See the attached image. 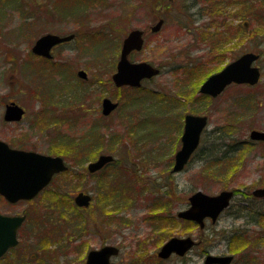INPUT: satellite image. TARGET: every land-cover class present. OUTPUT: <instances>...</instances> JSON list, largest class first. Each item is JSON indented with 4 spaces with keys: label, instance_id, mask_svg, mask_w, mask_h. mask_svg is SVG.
Instances as JSON below:
<instances>
[{
    "label": "rangeland",
    "instance_id": "rangeland-1",
    "mask_svg": "<svg viewBox=\"0 0 264 264\" xmlns=\"http://www.w3.org/2000/svg\"><path fill=\"white\" fill-rule=\"evenodd\" d=\"M243 1L227 6L224 0H199V6L196 0H0V140L63 157L69 166L31 201L0 200L1 213L28 215L19 244L0 264H84L89 250L109 244L121 249L111 264L160 263L155 252L167 235H189L214 245L215 252H226L231 240V264H264V200L251 195L264 187V143H246L251 130L264 131V0ZM159 18L166 21L153 32ZM133 29L148 35L130 59L160 69L138 93L112 82L122 40ZM46 33L75 38L54 51V60H40L32 48ZM245 48L260 56V83L204 99L201 82ZM80 70L86 79L77 76ZM104 97L119 103L110 118L101 113ZM9 102L26 112L16 123L3 121ZM151 106L159 108L156 113H149ZM61 112L78 119L70 123ZM186 113L210 115L207 143L213 129L228 137V147L217 155L222 163L209 172L194 156L182 173L170 174ZM105 154L115 163L90 174L88 163ZM226 189L238 193L215 225L202 232L178 219L195 191L215 196ZM79 191L93 196L90 208L74 205ZM157 218L171 222L156 224ZM141 247L149 251L129 253ZM202 249L182 263L174 258L162 264H202Z\"/></svg>",
    "mask_w": 264,
    "mask_h": 264
},
{
    "label": "water",
    "instance_id": "water-1",
    "mask_svg": "<svg viewBox=\"0 0 264 264\" xmlns=\"http://www.w3.org/2000/svg\"><path fill=\"white\" fill-rule=\"evenodd\" d=\"M162 24L163 20L158 21L151 30L153 32L159 30ZM73 36L61 37L46 33V35L35 41L32 52L35 55L50 58V49L54 45L70 40ZM122 43L116 71L112 74V82L116 87H140L142 80L151 79L159 73V69L150 63L129 61V54L133 51H140L143 47L141 31L133 29L123 39ZM257 58L258 55L253 52L242 54L241 57L225 65L220 72L211 74L200 86L199 93L216 97L221 94L225 86L232 82L256 84L261 73L260 69L254 65L255 61L258 60ZM78 77L87 78L84 71H80ZM116 106L117 103L112 102L110 99H103L102 115H108ZM24 114L23 108L18 103L9 102L5 106L3 119L5 122H17L22 119ZM206 124L207 117L204 115H186L184 129L180 136L181 147L174 156L175 164L171 171L180 172L189 161L190 156L200 143V136ZM249 135L252 140L264 141V132L253 130ZM112 161L113 157L111 155H100L96 160L88 163L87 170L89 173H95ZM67 168V165L59 156H49L32 150L11 148L0 140V195L11 203L20 200L30 201L51 182L54 174L62 173ZM252 194L255 197L264 199V188H258ZM231 196L232 192L227 190L215 196L197 191L188 198V208L177 212V217L199 223L201 226L205 216L211 218L214 222L220 211L230 203ZM91 200L92 196L89 193L79 192L74 196V204L78 207L86 208ZM24 219L25 215L5 216L0 213V258L8 249L18 244L16 231L24 222ZM193 244L191 237L179 238L174 236V238L163 243L158 256L167 258L174 252L183 255L186 250L193 247ZM117 253L118 249L112 245L103 246L98 250H91L85 259V264H109V257L117 255ZM231 259L230 256L218 258L209 256L206 264H229Z\"/></svg>",
    "mask_w": 264,
    "mask_h": 264
},
{
    "label": "flooded vegetation",
    "instance_id": "flooded-vegetation-1",
    "mask_svg": "<svg viewBox=\"0 0 264 264\" xmlns=\"http://www.w3.org/2000/svg\"><path fill=\"white\" fill-rule=\"evenodd\" d=\"M244 1L243 0H224V3H226V5L228 6V5H232V4H234V5H242V3H243ZM196 3H197V5H199L200 3H199V0L197 1L196 0ZM199 6H201V5H199ZM203 7V6H202ZM204 8V7H203ZM200 12V11H199ZM202 16H203V14H202ZM238 17V16H237ZM159 21L160 20H163V24H162V26L164 25V22L166 21V19H164V18H159L158 19ZM245 26H246V24H244ZM161 26V27H162ZM139 31H141L142 32V41H143V46H144V44H145V42H144V40L146 39V36L148 35L147 34V32L146 31H144V30H139ZM153 33V32H152ZM56 35V34H55ZM57 35H59V34H57ZM74 35V37L72 38V39H74L75 38V34H73ZM60 36H62V37H67V36H63V35H60ZM248 41H250V39H247ZM246 40V41H247ZM68 42H70V40H68L67 42H61V43H58L57 45H55L51 50H50V57H52V58H48V59H46V60H54L55 59V57H54V51H56V49L57 48H60L61 47V45H66V44H68ZM253 51H251L250 50V48H245L244 50H242V53H241V55L242 54H246V53H252ZM134 53H136V51H133V52H131L130 54H129V56H128V58H129V60L130 61H132L130 58H131V56L134 54ZM255 53H257V52H255ZM258 54V53H257ZM241 55H239L238 57H235L234 59H232L231 61H233V60H236L237 58H239V57H241ZM36 58H39L40 60H42V59H45L44 57H40V56H35ZM259 58H260V56L258 55V60H259ZM257 60V61H258ZM134 61V60H133ZM132 61V62H133ZM257 61H255V63L257 62ZM229 63H231V62H229ZM229 63H226L225 65H227V64H229ZM254 63V65H256ZM58 65H61V64H58ZM57 65V66H58ZM225 65H223L217 72H215V73H218V72H220V70L225 66ZM56 65H53L52 67H55ZM257 66V65H256ZM258 67V66H257ZM258 69H260L259 67H258ZM160 70V69H159ZM38 71H40L39 69L37 70V72ZM80 71H83V70H80ZM260 72H262V70L260 69ZM44 72H41L40 71V75H42ZM212 74H214V73H212ZM261 74V73H260ZM69 75H70V73H69ZM158 75H159V73H158ZM158 75H156V76H158ZM211 75V74H210ZM77 76H78V73H77ZM156 76L155 77H153V78H156ZM209 77V76H208ZM207 77V78H208ZM153 78H151V79H153ZM207 78H205L202 82H201V85L203 84V82L207 79ZM151 79H149V80H151ZM148 79H145L143 82H142V86H140V87H130V86H124V87H128V88H131V90H133V91H137V93L139 92V91H143V89H142V87L144 86L143 85V83H145V81H149ZM260 79H259V81L256 83V84H254V85H257V84H259L260 83ZM200 85V86H201ZM243 85H246V86H248V87H254V85H250V84H247V83H243V84H237V83H235V82H232L231 84H229V85H227V86H225V88L221 91V94L220 95H218V96H216V97H213V96H208V95H205V94H201V93H199V90H198V93L200 94V95H202V96H204V99H209V100H214V99H218L219 97H221L223 94H224V92L225 91H227L228 89H230V88H232V87H238V86H243ZM200 86H199V89H200ZM124 87H121V88H124ZM199 95V96H200ZM57 97V96H56ZM105 98H108V97H105ZM105 98H103V99H105ZM108 99H110V98H108ZM111 100V99H110ZM112 101V100H111ZM169 101H171V99L169 100ZM112 102H115V103H117V106L115 107V109L114 110H116L117 109V107H118V105H119V103H118V101H112ZM102 104H103V100L101 101V108H102ZM170 105H172V103H169ZM174 105H176V104H174ZM5 106H6V104H5ZM114 110L112 111V112H110L108 115H107V117L108 118H110L111 117V115H112V113L114 112ZM5 111V110H4ZM101 113H102V109H101ZM190 114H192V115H198V114H193V113H190ZM189 113H186V114H184L183 115V120H182V127L184 126V120H185V117H186V115H190ZM56 115H59V114H56ZM61 115H63V116H65V118H70V123H72V122H75V121H77L76 119H78L76 116H70V113L69 112H61ZM201 115H204V116H206L207 117V124H206V127L203 129V132H202V135L200 136L201 137V139H200V143H199V145L197 146V149L192 153V155L190 156V158H189V161L185 164V166L181 169V171L180 172H173V171H171L172 170V168H173V166H174V164H175V161H174V164L173 165H171V169L169 170L170 171V174H180V173H182V171H184V169L186 168V166L190 163V162H192V158H193V155L195 154V153H197L200 149H201V147H203L204 145H202V143L203 144H205V147L206 148H208V149H212L213 147L215 148V149H218V150H220V151H224L225 150V148H227L228 147V137L226 136V138L224 139L220 134L218 135V133L213 129L212 130V132L211 133H207V135H208V137L210 138V142L211 143H207V141L208 140H203V137H205V135H206V132H207V130H208V123H209V116L210 115H208V114H201ZM201 115H198V116H201ZM24 117H25V115H23ZM105 116V115H104ZM23 117V118H24ZM144 117H146V116H144ZM143 117V119H145ZM22 118V119H23ZM64 118V117H63ZM75 118V119H74ZM143 119L141 120V123L143 124ZM3 121H4V119H3ZM5 122V121H4ZM6 122H13V123H16V121L14 122V121H6ZM5 122V123H6ZM68 123V122H67ZM176 127V126H175ZM143 128V127H142ZM183 129H184V127H183ZM251 131H253V130H251ZM250 131V132H251ZM256 131V130H255ZM259 131V130H258ZM250 132H249V134H250ZM261 132H264V131H261ZM248 134V135H249ZM212 136H214V137H212ZM212 138H213V140H212ZM206 139V138H205ZM180 142H181V139H180ZM256 142H259V143H264V141H262V140H252L251 138H250V135H249V141L247 142L246 141V143H250V144H255ZM6 143V142H5ZM6 144H8V143H6ZM11 148H14L13 146H11L10 144H8ZM202 145V146H201ZM180 147H181V144H180ZM180 147L178 148V150L173 154V158H174V156H175V154L180 150ZM50 156V155H49ZM57 156V155H56ZM60 157V156H59ZM62 159H63V161H64V164L65 165H67V163H66V161L64 160V158L63 157H61ZM115 162L113 161V162H111V163H109V164H107V165H105V167L107 166H109V165H113ZM67 171L69 170V166L67 165ZM105 167H103L102 169H100L99 171H101V170H103V169H105ZM99 171H96V172H99ZM66 172V171H65ZM57 174H59V173H57ZM57 174H54V177H55V175H57ZM91 174V173H90ZM93 174H95V173H93ZM54 177H53V179H54ZM52 179V180H53ZM52 182V181H51ZM258 188H264V187H258ZM257 188V189H258ZM227 191H231L232 192V196H231V199L234 197V196H236L237 195V193H238V190L236 191V190H231V189H226ZM226 190H223V191H226ZM254 190H256V189H254ZM253 190V191H254ZM223 191H221V192H223ZM252 191V192H253ZM79 192H84V191H79ZM79 192H77V193H79ZM86 192V191H85ZM84 192V193H85ZM221 192H219V193H221ZM58 193H59V191H58ZM77 193H75L72 197V199H73V202H74V196L77 194ZM89 193V192H88ZM60 194V193H59ZM207 194V193H206ZM240 194H242V193H240ZM253 197H255L253 194H251ZM211 196V195H210ZM71 197V196H70ZM243 197H244V195H243ZM245 198V197H244ZM255 198H257V199H263V198H261V197H255ZM231 199L229 200L230 201V203L228 204V206L225 208V209H223L222 211H220V213H219V215H218V217L216 218V220L213 222L212 220H211V218H209V217H206L205 216V218L202 220V226H201V224H199V223H194V225L196 224L197 226H198V228H199V230H201L202 232L203 231H205L207 228H208V223H211L212 225H215L216 224V221L219 219V217H221L224 213H226V211L231 207L230 206V204H231ZM0 200H5L1 195H0ZM242 201H245L244 199H241ZM264 200V199H263ZM9 205L11 204L9 201H7V200H5ZM92 201H93V196H92V200H91V202H90V204L86 207V208H84V207H81V208H84V209H87V208H90L89 206H91V203H92ZM20 202H25L24 200H20V201H18V202H16V203H14V204H19ZM188 205V204H187ZM77 207V206H76ZM78 208V207H77ZM80 208V207H79ZM186 208H188V207H186ZM185 208V209H186ZM245 209H247V208H244V210ZM180 211H182V210H180ZM179 212V211H178ZM1 213V212H0ZM2 215H6V214H3V213H1ZM21 215H25V219L27 218V214L26 213H21V214H19V213H17V214H14V216H21ZM176 215H177V213H176ZM6 216H9V215H6ZM241 217V216H240ZM247 217V216H246ZM178 219H180V218H178ZM246 219V218H245ZM181 221H184V220H186V219H180ZM186 221H188V220H186ZM192 222V221H191ZM245 222H246V224H249V222H250V224H256V221H255V219H253V218H250L249 220L248 219H246L245 220ZM193 223V222H192ZM20 229V228H19ZM244 231H246V230H244ZM242 233V232H241ZM176 237V236H175ZM184 237H191V236H189V235H187V236H184ZM184 237H179V238H184ZM171 238H173V237H170V238H168V239H166V240H164L163 241V243H165L166 241H168L169 239H171ZM192 238V237H191ZM192 240H193V242H194V244L192 245L193 247H190L188 250H186L185 251V253L183 254V255H179V254H177V253H172L170 256H168L167 258H160L159 256H158V253H159V251L161 250V248H162V246H163V243L159 246V248L158 249H156L157 251L155 252L156 253V257L159 259V262L160 263H153V264H162V263H164L165 261H167V260H173L174 258L175 259H177V260H180L181 261V263L183 262V261H185V256L187 255V254H189V252H191L192 250H194V249H196V247H200V248H202L203 247V249H202V252L200 253V255L199 256H201V258H202V264H206V260H207V258L209 257V256H212V257H215V258H218V257H232V259H231V261L229 262V264H231L232 262H233V260H234V255H232L231 253H229V249L228 248H230L231 246H232V244H231V240H229L228 241V243H227V246H226V248H227V250H225L226 252H223V251H218V252H215V246L214 245H206L205 244V242L202 240H199L198 239V241H196V240H194L193 238H192ZM110 245V244H109ZM109 245H102V246H100V247H98V249L99 248H101V247H103V246H109ZM137 245H139V243L137 244ZM112 246H114V245H112ZM15 247H17V246H15ZM116 249H118V253H117V255H113V256H110L109 257V260H110V262H109V264H111L112 263V260L111 259H113V258H116L117 256H119V254L121 253V249H119V247H117V246H114ZM13 248H11V250H12ZM98 249H91V250H98ZM91 250H89L88 251V253L91 251ZM10 251V250H9ZM9 251H7L6 253H8ZM142 251H149L148 250V248L147 247H141V248H137L136 250H131L129 253H131V252H142ZM6 253H5V255H6ZM88 253L85 255V257H87L88 256ZM5 255H3L1 258H3ZM1 258H0V260H1ZM86 259V258H85ZM86 262V261H85ZM8 264H11V263H8ZM85 264V263H84ZM209 264H211V263H209ZM214 264H217V263H214ZM218 264H221V263H218Z\"/></svg>",
    "mask_w": 264,
    "mask_h": 264
},
{
    "label": "trees",
    "instance_id": "trees-1",
    "mask_svg": "<svg viewBox=\"0 0 264 264\" xmlns=\"http://www.w3.org/2000/svg\"><path fill=\"white\" fill-rule=\"evenodd\" d=\"M159 108H155V107H152L151 106V108H150V110H149V113H152L153 112V110H154V113H156L157 112V110H158ZM149 113H147V115L149 114ZM163 111H161V116H163ZM163 132L164 131H169L167 128H164L163 127V130H162ZM94 132V131H93ZM93 132H90L89 134H90V136H92L93 137ZM206 136V135H205ZM212 137H214V136H212ZM203 140H206L205 139V137H203ZM212 140H213V138H212ZM219 154H222V151H220V150H218V149H215L214 147L212 148V149H208V148H206L205 147V145L203 146V147H201V149L197 152V153H195L194 155H193V157L195 156V157H198V161H197V163L200 165V167L202 168V169H206V168H208V167H210V166H218L220 163H222V161H223V159L224 158H221L220 156H217V155H219ZM195 157L193 158L194 160H195ZM197 159V158H196ZM212 164H214V165H212ZM109 166H112V164L111 165H109ZM206 172H209L208 171V169H206L205 170ZM106 196V199H110V201H111V199H113L114 197L113 196H111V195H109V194H107V195H105ZM59 206L63 203L62 202V199H60L59 200ZM109 206H112V201H111V204L109 203ZM113 207V206H112ZM28 216V215H27ZM159 220H164V221H166V222H171V221H167V220H165V219H161V218H157V219H155V221H154V223H160L159 222ZM168 237H169V235H167ZM168 237L166 238V239H168ZM165 239V240H166ZM139 246H140V244H139Z\"/></svg>",
    "mask_w": 264,
    "mask_h": 264
}]
</instances>
